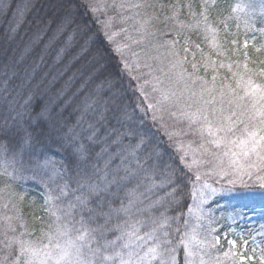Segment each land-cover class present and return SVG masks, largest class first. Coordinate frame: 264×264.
<instances>
[{"label": "snow or ice", "instance_id": "snow-or-ice-1", "mask_svg": "<svg viewBox=\"0 0 264 264\" xmlns=\"http://www.w3.org/2000/svg\"><path fill=\"white\" fill-rule=\"evenodd\" d=\"M115 6L121 11L131 10L125 19L144 17L138 29L140 37L133 42L155 50L157 54L149 58L159 62V75H152L143 84L138 75L132 76L138 85L136 103L132 105L135 116L127 106H111L115 92L110 80L98 84L94 94L85 99L84 112L92 119L86 127L78 120V127H69L63 133L76 159L85 166L69 176L50 157L35 162L47 172L42 211L54 217V235L51 230L43 233L46 244L21 239L30 233L21 210L14 204L15 217L6 218L17 223H9L0 239V264H224L225 259L230 264H264V241L258 243L253 234L249 248L243 233L233 232V238H229L231 225L223 231V225L212 227L210 213L203 208L209 201L218 204L217 196L264 202V83L253 79L255 72L241 75L232 71L231 63L212 60L187 35V30H198L205 39L210 35L216 55H226L216 38L218 30L213 27L212 13L219 9L217 0H199L196 4L193 0L186 4L177 0L167 5L122 0ZM12 7L10 0H0V14H7ZM83 7L101 29H107L108 20L98 15L102 12L99 4L83 0ZM157 8H168L171 14L158 15ZM185 10L191 23L179 19ZM153 20L160 26L153 25ZM74 25L87 35V25L75 18L69 6L58 30L72 29L71 41L77 34ZM105 34L112 39V34ZM123 47L117 45L116 51L122 53ZM192 48L200 53L199 62ZM188 63L193 69L198 63L206 70L211 68V80L189 73L184 67ZM144 66L153 67L147 63ZM124 67L129 69L127 61ZM219 68L228 69L235 83L217 84ZM259 74L264 77V69ZM0 75V96H11V75L7 69ZM220 79L226 81L227 77ZM146 84L152 85L150 90H145ZM31 102L30 95L19 100L12 96L10 110L22 135L10 155L7 146L0 144V160L4 161L0 164V179L6 181L2 189L20 202L24 194L16 192L15 176L24 167V153L34 144L35 130L49 121L47 109L37 111ZM165 109L186 122L184 134L194 138L187 149L198 150L216 161L210 172L202 173L186 162L188 151L183 142L177 145L180 159L185 161L182 174L162 161L141 125L145 117H150L154 125L162 127ZM164 131L171 140L173 133ZM193 142L198 144L197 149H192ZM208 177H215L219 187L209 184ZM159 190H164V195H159ZM70 193L72 198L66 200ZM231 211L229 219L235 222L248 219L255 208L246 211V206L233 207ZM193 217L195 224L190 223ZM202 222L208 225L207 234L197 240ZM17 227L21 231L9 238L8 233H17ZM257 232L264 237V223ZM213 248L222 255L211 253Z\"/></svg>", "mask_w": 264, "mask_h": 264}, {"label": "trees", "instance_id": "trees-1", "mask_svg": "<svg viewBox=\"0 0 264 264\" xmlns=\"http://www.w3.org/2000/svg\"><path fill=\"white\" fill-rule=\"evenodd\" d=\"M148 2L167 5L177 3V0H149ZM198 2L199 0H193L194 4ZM10 3L13 5L11 11L0 14V74L3 70H8L12 77L10 89L13 91L11 96H0V144L7 146L10 155L12 150L17 149L19 137L22 135L13 119L14 113L10 110L12 96L19 100L30 95L31 103L37 111L47 109L49 121L35 130L34 144L31 149L25 150L24 167L15 176L14 187L16 192L24 194L23 202L4 191L2 186L6 181L0 179V239L3 238V232L9 223L16 226L15 219L9 221L6 218L15 217L16 212L13 208L15 204L21 210L30 233L21 239L46 244L47 237L43 233L51 230L54 235L55 225L54 217L42 211L47 172L36 167V160L50 157L57 168L63 166L69 176L74 175L79 167L85 166V163L76 159L74 148L70 143L65 142L63 133L69 127H78V120L86 127V122L92 119L89 113L84 112L85 99L94 94L98 84L110 80L115 92L114 103L111 106H127L128 111L135 116L137 113L133 112L132 105L136 103L138 85L137 81L132 79V76L136 74L125 69L123 60L109 41L105 29H101L93 21L83 7V0H10ZM179 3L186 4L187 0H179ZM217 3L219 9L212 13L213 27L218 30L216 38L226 55H216L217 50L211 47L210 35L205 39L202 32L187 30L189 39L199 44L212 60L231 63L232 71L241 75H247L250 71L255 72L253 79L264 83V77L259 74L260 70L264 69V0H217ZM69 6L75 13V18L82 25L86 24L88 28L85 35L82 28L74 25L77 34L71 41L69 36L72 35V29L63 32L58 30ZM156 12L158 15L171 14L168 8H157ZM179 19L186 23L192 22L186 15V10L181 13ZM153 25H157L155 20ZM86 39L87 43H85ZM182 40L183 37H181ZM233 40L236 41L235 44L232 43ZM245 41L248 42L247 48L244 47ZM191 51L196 52L195 48ZM188 60H192L191 55L188 56ZM196 60L200 61L199 52H196ZM184 67L189 73L208 80H211L213 75L212 69L206 70L202 63H198L196 69H193L190 63L185 64ZM220 77H227V80L222 81ZM0 78H3L2 75ZM222 82L235 83L226 68L218 69L217 84ZM167 118L163 116L165 120L161 127L158 124L154 125L150 117H145L141 127L147 132L153 147L160 153L162 161L173 167L177 173L182 174L185 161L180 159L177 145L183 142L186 147L188 143L184 141L189 139L181 135L177 136L174 133L176 130L170 127L169 122L167 123ZM164 129L173 133L171 140ZM194 144L196 146V142ZM98 148L99 146H96V150ZM186 162L192 163L190 155L187 156ZM3 163L4 161L0 160V164ZM158 194L164 195V190H159ZM71 198L70 193L66 200ZM184 199L185 202L188 201L187 197ZM218 201V204L213 203L211 206L212 209L217 207L216 213L231 211L233 207L246 206V211L255 208L254 213H248V218L252 217V219L240 233L249 240V248L252 247L253 234H256L258 243L264 241V237L257 232L264 223V202L259 199L250 201L231 196ZM87 215L84 213L85 218ZM77 218H79L78 213ZM243 222L246 221H241L240 224ZM49 225H52L51 229ZM222 225L220 231L228 227L225 223ZM231 229L233 231L229 232V238H233L235 226ZM20 231L21 229L17 227V233L9 232V238ZM223 243L221 240V244ZM215 253L222 255V251L218 249ZM224 264H230V261L225 259Z\"/></svg>", "mask_w": 264, "mask_h": 264}, {"label": "rangeland", "instance_id": "rangeland-1", "mask_svg": "<svg viewBox=\"0 0 264 264\" xmlns=\"http://www.w3.org/2000/svg\"><path fill=\"white\" fill-rule=\"evenodd\" d=\"M149 1V0H148ZM95 3L99 4L102 8V12L98 13V15H101L102 19L108 20V26L105 31H107L109 34H112V39L109 41L113 44L114 48L117 47V45H122L123 51L122 53H119L121 58L123 56V63L127 61L129 64V69L131 72L139 76V82L141 84L144 83L145 80H151L152 75H159V72L156 71V68L159 67V62L150 59L149 57L155 56L157 53L154 49H146L142 45H138L134 43L133 41L137 40L140 37V32L138 31L140 27V23L143 21V16L139 19L132 18V19H125L126 16H129L131 14V10H125L121 11L118 7L115 5H118L122 2V0H94ZM124 2H139V0H124ZM160 14V13H159ZM153 24V21L151 22ZM108 37V36H107ZM133 53H139V56L133 55ZM163 59V57H161ZM145 63L152 65V68L145 67ZM137 64H139V67H137ZM128 69V70H129ZM145 87H147V90H150L152 85L146 84ZM171 109H165L162 113V116L168 117L166 119L167 123L169 122L171 124V128H173L174 133L179 136H183L189 140H185L184 142L189 143L193 141V137L191 134L185 135L184 132L186 130V122L183 120L182 117L177 114V116H171L170 115ZM165 120V119H164ZM191 139V140H190ZM188 151V155L192 157V163L194 169H199L202 173L203 172H210L216 164V161L212 159V157L201 154L200 151H192L188 150L187 146L185 147ZM198 144L196 143V146L194 142L192 143V149H197ZM193 157H195V163H193ZM215 177H208L207 182L209 184H213V186L219 187V185L214 183ZM227 197V196H224ZM223 197V198H224ZM222 199L220 196L215 197V200ZM215 203L214 201H209L205 205H203L204 211L207 213H210V218L213 220L212 227H216L217 224L222 225V223H225L226 226L231 225V227L235 226V233L242 231L245 226L250 223L252 217H249L246 220H237L232 221L229 219L230 215L232 214V211H223L216 213V208H211L212 204ZM219 208V207H218ZM241 221H246L240 224ZM248 221V222H247ZM195 218L193 217L190 221V223L195 224ZM207 227L208 225L206 223L202 222V227L198 230L196 239L201 240L206 234H207ZM211 253L216 254V248L209 250ZM198 261V257L196 258ZM205 259L207 260L208 257L205 256Z\"/></svg>", "mask_w": 264, "mask_h": 264}]
</instances>
